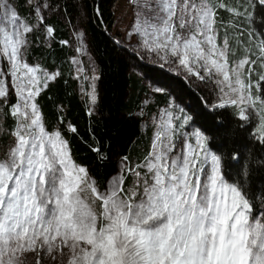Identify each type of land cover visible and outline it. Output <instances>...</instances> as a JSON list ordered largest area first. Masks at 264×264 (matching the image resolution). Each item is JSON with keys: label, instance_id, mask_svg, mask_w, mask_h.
Instances as JSON below:
<instances>
[{"label": "snow or ice", "instance_id": "1", "mask_svg": "<svg viewBox=\"0 0 264 264\" xmlns=\"http://www.w3.org/2000/svg\"><path fill=\"white\" fill-rule=\"evenodd\" d=\"M25 3L29 14L21 17L18 0H0V110L7 107L2 115L13 119L10 128L0 124V135L12 138L0 151V264H25L28 253L36 254L35 264L44 256H59L60 264H264V214L240 180L222 170L204 132L183 131L192 120L183 109L179 115L161 110L150 151L137 163L123 157L105 184L74 161L61 131L47 130L37 103L59 72L26 59L38 28L47 40L55 38L57 29L44 15L51 4ZM129 7L126 35L138 37L140 49L161 67L214 85L213 109L235 106L242 121L251 119V110L258 118L253 136L264 145V33L255 27L264 24V0H129ZM245 20L258 54L245 46L244 58L230 61L236 53L227 29L243 35ZM258 60L262 71L253 81ZM85 79L94 104L98 77ZM232 159L236 176L245 175L238 154Z\"/></svg>", "mask_w": 264, "mask_h": 264}, {"label": "trees", "instance_id": "2", "mask_svg": "<svg viewBox=\"0 0 264 264\" xmlns=\"http://www.w3.org/2000/svg\"><path fill=\"white\" fill-rule=\"evenodd\" d=\"M115 1L46 0L51 4V10H45V22L57 29L55 38L44 42V30L40 27L32 33V44L28 49L31 62L37 60L36 65L50 73L59 72V76L49 82L47 89L37 97L47 130L61 131L70 145L74 161L84 166L100 184H105L117 173L123 157L137 163L150 151L153 130L144 125V117L167 101L166 93H155L153 101L144 104L148 90L133 70L135 66L144 68L145 64H139L134 54L112 34ZM97 8L102 17L96 15ZM18 10L21 17L29 14L25 0H18ZM221 14L225 20L228 19L227 14ZM251 27L245 20L240 27L243 35L227 29L230 46L236 53L235 56L230 55V61L245 56V46L258 54L257 41L250 42L248 38ZM255 27L264 33V24L256 23ZM79 30L85 35L96 62L98 79L94 104L85 95L87 83L82 84L80 91L73 78L72 43ZM62 40L68 44L62 45ZM254 68L256 73L251 80L256 81L262 71L259 60ZM179 84L191 103L193 120L208 138V148L222 157V170L233 179L240 180L249 192L256 212L264 214V145L253 136L257 120L254 117L249 121L240 120L235 106L213 109L210 107L213 104L201 90L181 79ZM261 87L264 88V82H261ZM11 100L15 102L13 96ZM257 108L261 109V105L257 104ZM3 112H7V107ZM261 115H264V109H261ZM4 117L5 128H10L12 117ZM69 125L77 131L71 132ZM216 125L224 127L217 130ZM6 138L7 135H2V142L5 143ZM93 148H99L100 154ZM233 154H238L240 163L247 166L245 175L236 176L238 163L232 159Z\"/></svg>", "mask_w": 264, "mask_h": 264}, {"label": "rangeland", "instance_id": "3", "mask_svg": "<svg viewBox=\"0 0 264 264\" xmlns=\"http://www.w3.org/2000/svg\"><path fill=\"white\" fill-rule=\"evenodd\" d=\"M26 6H28L25 3ZM113 14H114V24L112 27V34L118 39L119 42L123 44V46L127 47L131 53L136 57V61L140 63H144V68H139V66H135L133 72L136 77L142 78L145 87L148 90V93L144 96V104L153 101V95L155 93H166L167 101L164 105L158 108L155 112H152L149 115L144 117V125L152 127L153 134L155 130L154 118H158V114L161 110L165 108H169L170 111L176 112L178 115L180 114V110L183 109L184 113L192 117V106L191 103L187 101L185 96V90H183L179 84V80H183L187 85L193 86L202 91V93L209 99L212 104L217 102V92L214 91V85L211 83H206L204 81L199 80L195 76H187L186 73L182 71H172L168 66L161 67L160 63L157 62L155 56H149L144 53L138 44V37L128 36L126 35L128 25L131 20L132 12L129 7V0H116L113 6ZM39 29V28H38ZM37 29V30H38ZM76 40L72 43L73 47V55L71 60L73 62V78L78 82V88L82 91V84L87 83L89 85L90 79H85V77L91 78L93 75L97 76V67L94 55L88 45L87 39L83 32L79 30L76 35ZM30 40L32 44V34L30 36ZM47 39L44 37V42ZM219 42V41H218ZM258 42V41H257ZM29 45V47H30ZM83 46L84 51L78 53L76 49L78 47ZM28 47V49H29ZM243 57L232 58L231 60H239ZM26 59L29 64H37V60L31 62L28 58V51L26 53ZM79 61V65L77 64ZM82 67L84 69L83 73L77 72V67ZM46 70V69H44ZM94 70V71H93ZM247 70V65L245 66V71ZM50 73V72H49ZM9 85L11 78L9 77ZM95 92L97 91V79L95 80ZM156 88L163 89V91H156ZM90 91L88 86L87 92ZM14 97V96H13ZM15 98V97H14ZM3 109L0 110V124L5 127V117L2 115ZM250 117H254L257 122L258 118L256 115L249 110ZM199 128L195 121H189V124L183 129V131L191 132L193 129ZM200 129V128H199ZM201 130V129H200ZM202 131V130H201ZM153 138V135H152ZM151 138V142H152ZM11 137L7 135L5 139V143L2 142V135H0V151H3L11 141ZM150 142V149H151ZM209 151H211L209 149ZM121 165H118V171ZM117 171V172H118ZM131 182V178L129 179V183ZM25 264H35L36 254L28 253L26 254ZM42 264H60V257L57 256V260L53 261L51 256H44L42 258Z\"/></svg>", "mask_w": 264, "mask_h": 264}]
</instances>
